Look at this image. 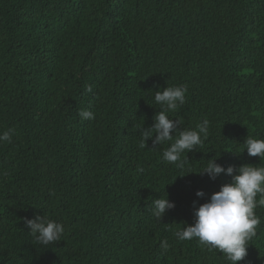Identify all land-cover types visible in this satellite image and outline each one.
Segmentation results:
<instances>
[{
	"label": "trees",
	"instance_id": "16d2710c",
	"mask_svg": "<svg viewBox=\"0 0 264 264\" xmlns=\"http://www.w3.org/2000/svg\"><path fill=\"white\" fill-rule=\"evenodd\" d=\"M167 84L188 89L171 119L209 121L184 170L162 159L170 142L139 147ZM9 129L0 264H230L174 232L231 181L196 172L207 159L264 164L243 144L264 138V0H0V133ZM166 196L175 207L159 221L152 201ZM255 212L237 264H264V205ZM36 215L64 224L60 241L33 243L25 218Z\"/></svg>",
	"mask_w": 264,
	"mask_h": 264
},
{
	"label": "clouds",
	"instance_id": "9594fccd",
	"mask_svg": "<svg viewBox=\"0 0 264 264\" xmlns=\"http://www.w3.org/2000/svg\"><path fill=\"white\" fill-rule=\"evenodd\" d=\"M187 90L186 85L167 84L162 90L155 91L154 101L160 106V110L154 115V123L150 127L138 129L141 138L140 148L147 147L149 139H152L154 147L170 142L162 153V159L176 164L181 170L186 168L189 161L184 154L202 147L208 135L209 125V121L205 119L194 129L183 128L181 127L183 120L180 117L170 118L169 113L185 103ZM79 116L82 120L95 119L94 112L87 109L81 110ZM11 141L12 129L0 133V144ZM243 144L248 156H258L260 161H264V138L247 135ZM215 161V157L207 159L202 170L196 172L207 174L211 179L225 173L231 176V181L222 184L206 202L194 207V223L175 231L174 236L179 241L196 239L201 246L209 250H218L230 264H237L248 255V245L256 235L257 227L261 222L255 209L258 204L264 205V164L255 166L249 163L241 164L239 167L229 165L225 168ZM137 170L141 174L145 171L140 166ZM191 172L194 171L187 170L184 174ZM196 196L204 197L205 193L199 190ZM193 204L195 205L196 201ZM174 207L175 203L167 196L156 198L152 201L151 212L155 219L160 221L165 212ZM25 223L30 229L28 233L33 243L38 246L47 247L60 241L65 232L62 222L52 220L45 215L25 218ZM160 247L166 252L169 248L168 241H162Z\"/></svg>",
	"mask_w": 264,
	"mask_h": 264
}]
</instances>
